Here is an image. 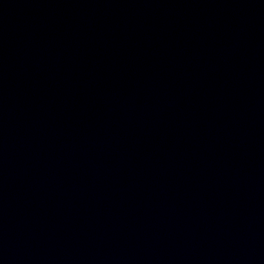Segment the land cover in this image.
Wrapping results in <instances>:
<instances>
[{"label":"water","instance_id":"95a60500","mask_svg":"<svg viewBox=\"0 0 264 264\" xmlns=\"http://www.w3.org/2000/svg\"><path fill=\"white\" fill-rule=\"evenodd\" d=\"M0 264H264V0H0Z\"/></svg>","mask_w":264,"mask_h":264}]
</instances>
